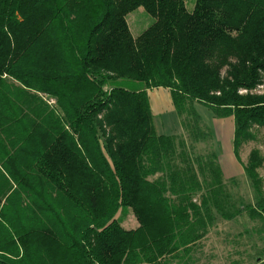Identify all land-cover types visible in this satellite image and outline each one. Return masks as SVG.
Returning <instances> with one entry per match:
<instances>
[{
	"label": "trees",
	"instance_id": "1",
	"mask_svg": "<svg viewBox=\"0 0 264 264\" xmlns=\"http://www.w3.org/2000/svg\"><path fill=\"white\" fill-rule=\"evenodd\" d=\"M190 3L0 0V264H201L217 217L243 215L263 228L227 262L264 256L263 159L244 167L255 205H236L196 152L212 133L195 107L234 119L236 155L264 129V0ZM140 8L155 23L134 40ZM156 89L184 135H158Z\"/></svg>",
	"mask_w": 264,
	"mask_h": 264
},
{
	"label": "rangeland",
	"instance_id": "2",
	"mask_svg": "<svg viewBox=\"0 0 264 264\" xmlns=\"http://www.w3.org/2000/svg\"><path fill=\"white\" fill-rule=\"evenodd\" d=\"M189 2L188 8L192 9V5L190 2H194V0H186ZM126 22L129 26L130 32L135 39L139 38L145 31H147L154 23L155 20L151 18L148 14H146L143 8L137 9L129 14L126 17ZM154 91V90H152ZM151 92V91H150ZM148 92V94L150 93ZM257 94L264 95V85L261 86L257 92ZM198 107V111L200 112V116H202V120L214 131L212 118L213 114L207 108L200 106ZM155 125L158 128L159 133L162 135H175L183 130L181 120L178 118L176 113H169L168 115H158L155 117ZM205 126V125H204ZM206 127V126H205ZM208 129V127H206ZM210 131V129H209ZM252 134L254 136L253 141H249L247 143H243L239 149V153L236 155V160L241 164L244 168L249 163L250 155L253 151H257L260 154V157L263 159V166L258 170V174L263 180L264 183V129L262 128H254L252 130ZM224 145V151H228L227 146ZM222 147V146H221ZM232 150L233 142L231 143ZM218 147L214 142V137L204 144L197 145V154L207 155L209 153L215 152L220 157V150H217ZM222 155V154H221ZM218 157V158H219ZM223 160V159H222ZM220 166L223 169L226 167L225 163L222 164L221 158H219ZM224 161V160H223ZM223 171V170H222ZM237 178L231 179L229 181L225 180V184H227L228 192L230 193L233 202L236 205H240L241 203L245 205H255L256 196L253 186L250 183L249 178L245 173L238 174ZM231 181H235L232 183ZM123 226L130 230L137 228V222L134 219L133 215L130 214L128 217H124ZM263 227L259 222H252L249 217L243 215L242 217L234 220L233 222L224 221L223 219L217 217L214 228L212 229L209 237L204 242L203 251L205 252L206 259H202L201 264H229L226 259L229 253L234 251L236 245L234 246L230 244L233 239L237 238L240 235L251 233L253 231H259ZM264 239V236H263ZM229 241V242H228ZM249 247H253L255 245L260 247H264V241L261 242L260 237L255 236L251 243H249ZM248 248V247H247ZM253 254V262L254 264H259L260 262L264 263V256L254 249L248 248ZM260 259L259 263H256ZM262 259V260H261Z\"/></svg>",
	"mask_w": 264,
	"mask_h": 264
},
{
	"label": "crops",
	"instance_id": "3",
	"mask_svg": "<svg viewBox=\"0 0 264 264\" xmlns=\"http://www.w3.org/2000/svg\"><path fill=\"white\" fill-rule=\"evenodd\" d=\"M169 94H170V91L165 90V89L163 90L156 89L154 91H151L148 94L149 100H150L151 111L154 117V125H155L156 116L162 115V114L164 116L165 114L168 115L169 113H176L173 103H172L171 95ZM197 106H200V105H197ZM197 106L195 107L197 109V112L200 115V112L198 111ZM200 107L202 108V106ZM212 120H213L212 124L214 125L213 126L214 131L204 122V120L202 121L204 125L208 127V129H210V132L212 133V137H214V142L216 143V146L218 147L217 150H220L222 154V155L220 154V157L219 156L218 157L221 158L222 164L225 163L226 165V167H224L223 165L222 170H223L224 179L229 181L231 179L237 178L236 176H238V174L245 173L244 168L236 160L235 150L234 149L232 150L231 148V143L234 140V134H235V122L233 118L215 119L214 117V119L212 118ZM155 128H156L158 135H162L161 133H159L156 125H155ZM177 135L178 136L184 135V130L175 134V136ZM169 136H172V135H169ZM224 142L228 148V151L227 150L224 151V145H223Z\"/></svg>",
	"mask_w": 264,
	"mask_h": 264
},
{
	"label": "water",
	"instance_id": "4",
	"mask_svg": "<svg viewBox=\"0 0 264 264\" xmlns=\"http://www.w3.org/2000/svg\"><path fill=\"white\" fill-rule=\"evenodd\" d=\"M257 262L256 263H259L260 259L256 260Z\"/></svg>",
	"mask_w": 264,
	"mask_h": 264
}]
</instances>
